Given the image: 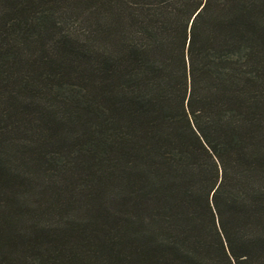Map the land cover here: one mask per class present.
<instances>
[{"label":"trees","instance_id":"1","mask_svg":"<svg viewBox=\"0 0 264 264\" xmlns=\"http://www.w3.org/2000/svg\"><path fill=\"white\" fill-rule=\"evenodd\" d=\"M0 264H264V0H0Z\"/></svg>","mask_w":264,"mask_h":264}]
</instances>
